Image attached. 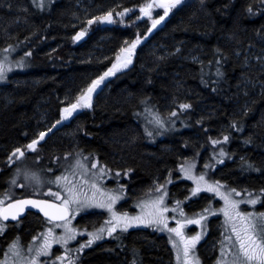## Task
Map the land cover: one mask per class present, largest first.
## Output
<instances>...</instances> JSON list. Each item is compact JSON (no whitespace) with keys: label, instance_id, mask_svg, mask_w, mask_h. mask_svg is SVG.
Here are the masks:
<instances>
[{"label":"trees","instance_id":"1","mask_svg":"<svg viewBox=\"0 0 264 264\" xmlns=\"http://www.w3.org/2000/svg\"><path fill=\"white\" fill-rule=\"evenodd\" d=\"M148 2L52 0L41 9L33 0H0V50L13 45L19 53H32L27 56L29 69L0 85V195L9 189L14 167L8 155L13 149L26 146L39 131L51 127L60 110L110 67L120 48L137 35L142 39L132 63L107 77L93 94L92 108L79 109L57 125L34 153H27V159L45 161L47 179H54L72 163L71 157H63L65 153L91 154L111 170L99 181L102 187L125 186V199L116 206L130 214L137 210L136 205V210L129 208L133 200L136 204L153 184L169 178L173 182L167 184L168 192L178 196L185 188L182 196L186 195L191 184L180 178L179 166L198 158L199 170L215 162L212 179L245 195H259L264 189V2L186 0L151 33L147 31L151 20L139 11ZM124 8L130 11L124 17L117 15ZM83 9L97 11L86 18ZM154 9L153 18L163 15V10ZM109 10L112 23L87 24ZM82 29L85 35L73 40ZM218 58L223 73L219 78ZM183 103L191 108L181 109ZM173 111L177 116L170 115ZM153 113L167 122L166 128L156 130ZM233 121L240 131L231 127ZM223 135H229L228 142L211 144L210 138L222 140ZM221 146L228 155L217 163ZM47 186L57 190L55 184ZM31 194L16 190L15 197ZM206 196L200 195L198 201L191 197L187 204L200 205ZM188 205H182L184 210ZM253 210L264 207L258 203ZM101 216L92 211L75 221L92 228ZM47 226L33 213H27L19 225L9 224L0 234V255L14 238L26 245ZM172 258L167 238L147 227L128 229L125 235L117 231L85 250L77 264H173Z\"/></svg>","mask_w":264,"mask_h":264},{"label":"snow or ice","instance_id":"2","mask_svg":"<svg viewBox=\"0 0 264 264\" xmlns=\"http://www.w3.org/2000/svg\"><path fill=\"white\" fill-rule=\"evenodd\" d=\"M33 3L38 8L42 9L44 7V0H33ZM180 3L181 0H149L148 3L141 5L139 7L140 13L151 20V27L147 30L148 33H151L168 16L169 12ZM155 7L163 9V15L158 14V18H153L152 10ZM129 11L130 9L124 8L117 15L124 17ZM251 11L252 9L249 7V12ZM139 18L137 17V19ZM94 21L112 23L113 12L109 10L101 16H93L87 20V24L91 25ZM84 35L85 31L82 29L75 34L73 40L78 41ZM141 39L142 37L137 35L126 47H121L119 53L116 54L115 62L101 75L93 79L79 93L74 102L68 103L60 110V118L51 127L39 131L36 137L26 146L13 149L8 156L9 163L25 157L26 153H34L37 145L45 141L48 134L57 125L72 117L77 110L92 108L93 94L96 93L107 77L115 75L121 68H127L132 63L133 53L137 45L141 43ZM14 51L13 45H8L0 50V81L7 79V73L12 70L13 64L19 68L25 66L23 58L15 61L10 58V54ZM31 54V52H27L25 56H31ZM209 63L211 64L212 61H209ZM215 63L218 65L215 74L218 78L222 77L223 73L219 67L221 60L218 58ZM179 107L187 110L191 108V105L183 103ZM145 112H150V109L145 108ZM152 115L151 123L156 125L157 131L167 127V122L159 114L153 113ZM170 115L175 117L177 112L173 111ZM231 127L237 131L241 130L239 124L235 121H233ZM147 134L152 136L154 132L148 131ZM229 139V135H223L222 140L210 138V142L213 146H217L228 142ZM227 155L228 153L221 146L216 162L223 163L224 161L221 158ZM70 157L72 158L70 166L60 175H55L54 179L46 180L39 173L27 169L18 168L16 170V174L10 182L13 186H17L18 178H22L26 183L19 184V187L27 186L32 187L34 191H39L43 189L45 184H55L57 190L53 191L52 187H48L47 192L42 193L53 199H16L13 198L11 193H5L4 198H0V234L6 228L3 222L10 219L17 221L29 207L38 209L40 213H43V216L47 218L52 226L47 227L40 237L34 236L32 238L34 243L30 244L27 249L21 244L19 238H14L8 243L3 258L0 259V264H49V262L50 264H77L78 257L72 255L73 249L69 248L68 245L71 241L76 240L80 231L71 222L76 215L92 208L106 210L110 214V219L94 231L85 229L88 239L75 249L77 253L82 252L86 247H90L94 242L103 239L105 233L111 237L114 233H117L118 229L121 232H126L133 226L145 225L154 227L159 231H167L170 234V242L173 248L176 249L178 264H201L194 250L197 243L202 239L203 232L186 235L184 229L191 224L202 225V222L206 221L209 215H214L215 211H219L225 217V231L221 233L222 239L219 241V256L216 264H264V211L241 209L242 204L252 206L253 209L258 203L264 207V202H262L264 189L260 190L259 195H254L252 192H246L245 195L220 180L209 179L205 172L195 174V162L186 161L180 164V172L183 173L185 178L193 181L195 186L190 189V195L185 199L197 196L202 191L212 193L223 201V206L220 209L213 210L212 207H206L190 218L181 206L182 201L176 200L174 207H169L166 202L169 192L164 183H157L154 189L149 190V197L137 203L136 206L140 209V212L136 215H130L128 212H119L115 208V205L124 198L125 186L119 185L116 189H105L99 183L111 171L106 165H100L98 159L93 158L91 154L88 156L83 155L82 152L64 154L66 160ZM58 160L59 158H57ZM248 167L251 168L252 165L249 164ZM204 168L211 169L212 165L206 163ZM48 171L51 172L52 169ZM119 174V172L116 173L117 176ZM172 182L170 178L166 180L168 184ZM237 197L243 198L237 199ZM170 212L173 215L170 216ZM170 220L175 221L174 227L169 226ZM56 228L62 229V231L57 234ZM171 234H175L174 237ZM56 244L64 248V251L59 255H54L52 252L53 245ZM42 257L47 259H42Z\"/></svg>","mask_w":264,"mask_h":264},{"label":"rangeland","instance_id":"3","mask_svg":"<svg viewBox=\"0 0 264 264\" xmlns=\"http://www.w3.org/2000/svg\"><path fill=\"white\" fill-rule=\"evenodd\" d=\"M51 1L52 0H44V2H50V3H51ZM153 10H155V9L153 8ZM85 11L88 14H85ZM96 11L97 10H95V9H92V10L83 9V12H84L86 18L90 17ZM253 57L255 58V60L257 59V57H255V56H253ZM10 58L13 61L20 60L21 58H23L24 59L25 66L22 67V68H19V67H16L15 64H13L12 65V70L9 73H7V79H5L3 81H0V85L1 84H5L8 81V77H10L11 75H13L15 73H23V72H26L29 69L28 57L25 56L24 54L19 53L17 50H15L14 52H12L10 54ZM168 133H170V132H168ZM218 152H219V149H218ZM197 156L200 157L199 154H197ZM198 160H199V158H198ZM198 160H194V159L192 160L196 164L195 174H199L200 172H205L207 174V177L209 179H212V176L214 175L213 173H214L215 162H211L210 163L212 165V168L211 169H205L204 166H203V168H202L203 170L201 171V170L198 169V167H199ZM63 163H64V161H63ZM46 164L47 163H45V161H43V160H39L37 158H32V159H29V160L26 159L23 163L21 162V164L19 163L18 165H16L12 169L11 177H10V180L8 182V188L9 189L6 190L4 192V194H1L0 195V198H4L5 193H11L12 196H15L17 188L15 186L11 185L10 182L14 178V176L16 174V170L18 168L19 169H27V170H30L32 172L39 173L42 177H44L47 180V174H46L45 169H44L46 167ZM180 175H181L180 178L183 179V180H185V181H187L188 183H190L191 184V187L188 188V193L187 194L185 193L186 195L183 194V196H182V193L184 192L183 190L185 188H180V190H179L180 193L178 194V196H177V193L176 192H173V193L171 192L172 194L169 193V198L171 199L173 197L172 202L170 201V199L168 200V198H167V201H166L168 203V205H169L170 208L171 207H174L176 200L182 201V205L183 204L188 205L187 204L188 203V200L185 199V197H187V196L190 195V189L195 186L193 181L188 180L187 178H185L183 176V173H181ZM18 182H22V184L26 183L25 181H23L22 178H18ZM162 183H164L165 186H166V188H167V184L168 183H166L165 180ZM155 186H156V184H153L150 187V189H154ZM48 187H52V186H47V184H45V186L43 187V189H41L39 191H34V189L32 187H27V186L26 187H20V188L24 192V194H26V192L33 191V194H31L32 197H40V196H43L42 193L47 192V188ZM103 188L106 189V187H103ZM52 189H53V187H52ZM53 191H55V190L53 189ZM149 194H150L149 191L146 192L145 195H143V197H140L139 201L147 199L149 197ZM202 194H205V195H208V196H206V198L204 200L200 201L201 202L200 205H193L192 207L188 205L189 206V209L188 210H184L185 211V214L187 216H189L190 218L193 217L194 215L200 213L201 210L204 209V208H206V207H212L213 210H218V209H220L223 206V201L220 200L219 197H215L212 193H208V192H205V191H202L197 196H194L192 198H195L194 200H197L198 201V200L201 199L200 198V195H202ZM50 198L53 199L52 197H50ZM207 198H209V199L207 200ZM240 198H243V197H237V199H240ZM124 199H122L121 202H118V203L119 204H122L123 201H124ZM216 199L219 201V204H217V205H216ZM5 202H8V201L6 200ZM137 203L135 204V202L133 200L129 204L130 205L129 208L130 209H133L134 205H137ZM119 204L117 206L115 205V208H116L117 211L122 212L121 208L118 207ZM242 205H245V204H242ZM247 207H252V206L247 205ZM136 208H137V210H136ZM136 208L134 207V210H136V212H133V214H130V213L129 214L130 215H136V214H138L140 212V209L137 206H136ZM92 211H99V212H101L103 214V216L100 217V220L99 221H95V223L93 224L95 226H93L92 228L91 227H87L86 228L85 226H81V225H78L76 223L75 220L78 219L77 217H79L81 214L88 213V212H92ZM246 211H254V210L250 208V209H247ZM169 215L171 216V215H173V213L170 212ZM109 219H110V214L106 210H104V209H98V208L88 209V210L83 211L80 214H78V215L75 216V218L72 220L71 223L73 224V226H75L77 229H79L80 234L77 236V238H76L75 241H71L69 243V245H68L69 248L73 249L72 255L74 257L81 256V254L85 250L89 249L90 247H93L98 242H100L101 240H104V239H106L108 237L107 233H105L103 239L94 242L90 247H86L80 253L75 252V249L79 246V244L84 243L88 239L87 232H85V229H87V231H94L95 229L103 226L105 224V222L107 220H109ZM224 221H225V217L223 216V214L220 213L219 211H215V214L214 215H209L207 217V220L204 221V222H202V225L191 224V225H187L185 227L184 231H185V234L186 235H195L198 232H203L202 239L197 243L196 248L194 250L195 251V255L199 258L201 264H205L204 262H206V264H216L217 257L219 256V248H220L219 241L222 239L221 233L225 231ZM50 226H52V224ZM169 226L170 227H174L175 226V221L174 220H170L169 221ZM47 227H49V226H47ZM47 227H45V229H43L42 231L40 230L41 232H37L36 235H32L30 237V239H29L30 241L29 242L27 241L28 243L26 245L25 244L23 245L21 243L24 246V248L27 249V247L30 244H33L34 242H33V239L32 238L34 236L40 237L41 234L46 231ZM147 227L148 228H151L152 231H155L156 233H160L161 235H164L167 238V240H168V242H169V244L171 246V250H172L173 264H178V261L176 259V249L173 248V245L170 242V238H169L170 237V234L167 231H159V230L155 229L154 227H150V226H147ZM147 227L145 225H139V226H133L132 228L135 229V228H147ZM132 228H129V229H132ZM55 231H56L57 234H59L62 231V229L56 228ZM117 231L118 232H121L119 229ZM126 232H122V234L125 235ZM2 234H5V231ZM171 235L174 237L175 234H171ZM6 248L1 252L0 259L3 258V253L5 252ZM63 251H64L63 246L58 245V244L53 245L52 252H53L54 255H59ZM42 259H47V258L42 257ZM49 264H50V262H49Z\"/></svg>","mask_w":264,"mask_h":264},{"label":"water","instance_id":"4","mask_svg":"<svg viewBox=\"0 0 264 264\" xmlns=\"http://www.w3.org/2000/svg\"><path fill=\"white\" fill-rule=\"evenodd\" d=\"M184 1H186V0H181V3L182 2H184ZM180 3V4H181ZM179 5V4H178ZM177 5V6H178ZM176 6V7H177ZM158 8V7H157ZM160 9V8H159ZM161 10H163V9H161ZM101 86V85H100ZM38 199V198H37ZM27 213H33V214H36V215H38L42 220H44V221H46V222H48L47 221V218H45L44 216H43V213H40L39 212V210L38 209H34V208H31V207H29L28 209H26L25 210V212L24 213H22L21 214V217L17 220V221H13V220H9V221H5V222H3L4 224H15V223H17V222H19L20 220H22L26 215H27ZM49 223V222H48Z\"/></svg>","mask_w":264,"mask_h":264},{"label":"flooded vegetation","instance_id":"5","mask_svg":"<svg viewBox=\"0 0 264 264\" xmlns=\"http://www.w3.org/2000/svg\"><path fill=\"white\" fill-rule=\"evenodd\" d=\"M56 128H57V127H56ZM56 128H54L53 131H52L50 134L54 133V132L56 131ZM9 155H10V154H9ZM9 155H8V156H9ZM26 159H27V153H26L25 157H22V158L16 159L13 163H9V165H10L11 167H15V166L18 165L19 163H20V164H21V162L23 163ZM8 162H9V161H8ZM17 190L22 191L20 187H17ZM13 198L19 199V198H28V197H24V196H21V197H18V196H17V197H15V196H13ZM22 220H23V219H22ZM22 220H20L19 222L15 223V224H12V225H19L20 222H21ZM5 225H6V228H5V233H6V231H7V227L9 226V224H8V225L5 224Z\"/></svg>","mask_w":264,"mask_h":264}]
</instances>
